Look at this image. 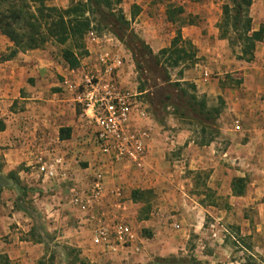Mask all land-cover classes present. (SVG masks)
<instances>
[{
    "label": "crops",
    "instance_id": "1",
    "mask_svg": "<svg viewBox=\"0 0 264 264\" xmlns=\"http://www.w3.org/2000/svg\"><path fill=\"white\" fill-rule=\"evenodd\" d=\"M256 1L255 4L253 0L250 7L251 27L257 31L262 26L263 39L256 43L254 59L249 63L217 52L216 48L224 46V43L217 38L214 25H188L181 29L182 37L196 47L198 61L193 68L183 72L180 81L195 85L196 95L205 98L207 109L213 110L218 107V102L221 103L216 120L218 124L214 127L218 134L208 140L210 131L206 129L203 135L199 132V136H191L186 126H193L194 121H183L171 113L161 121L149 113L147 127L150 136L142 168H117L108 172L107 186H120L122 195L117 201L105 198L97 216L104 211L107 218L120 217L135 226L138 220L131 192L150 190L162 195L160 201L167 203L161 204L167 208L181 205V201L187 208H201L215 221L210 223V227L218 224L228 233L225 227L228 222L241 226L240 233L251 236L252 240L263 241L257 248L260 263L264 264V0ZM151 21L149 19L146 24L150 22L154 27L152 30L158 34L157 25ZM136 25L137 30L142 28L140 24ZM204 28L208 34L203 33ZM143 36L154 54L163 49V38L153 40ZM208 66H212L215 76L208 72ZM64 68L54 65L41 51L20 53L11 60L0 62V116L6 125L0 133L3 163L0 172V256H6L14 264H65V261L63 249H57L63 258L54 263L46 262L44 243L30 240L29 232L34 222L16 210V192L8 181L3 180L9 172H15L22 184L32 189L28 198L45 220V232L51 234L55 241L64 242L66 239L60 229L68 226L71 216L77 220L82 232L93 225L68 205L66 185L59 188L47 184L35 166L37 155L67 152L71 157L70 173L73 178L81 179L84 170L95 161L87 146L88 127L82 122L79 109L61 93ZM203 70L209 73L207 81L202 77ZM234 73H239V82L225 79L224 75L233 76ZM15 101H18V108L10 110ZM235 121L240 124L239 131L234 130ZM76 157H80L78 163ZM171 165L177 170L171 169ZM184 169L189 178L181 182L179 174L185 173ZM197 174L204 178L203 187L209 197L225 196L226 205L218 207L213 202L204 204L190 198L181 201L172 198L170 194L185 187L194 189L193 178ZM235 179L244 181L240 195L233 194ZM185 181H188V186H185ZM216 211L219 215L214 214ZM144 221L147 226H155L154 218ZM181 231L187 232L185 228ZM87 242L89 238H81L80 247L91 264H132L151 258L150 253L142 248L136 255L129 250L105 254ZM158 254L161 256L163 253L159 251Z\"/></svg>",
    "mask_w": 264,
    "mask_h": 264
},
{
    "label": "rangeland",
    "instance_id": "2",
    "mask_svg": "<svg viewBox=\"0 0 264 264\" xmlns=\"http://www.w3.org/2000/svg\"><path fill=\"white\" fill-rule=\"evenodd\" d=\"M87 0H48L45 5L49 8V10L55 15L60 14L61 11L66 10L71 3L81 2L85 3ZM121 9L123 10L125 18L130 21V25L132 30L147 44L145 36L152 37L153 40H157V37L163 38L164 47L169 48L172 40L177 36V31L180 30L181 40L177 43V48L181 49L184 47L187 51V45L185 43H190L193 47L196 55L197 49L192 44V42L188 39H184L182 37L181 29L183 26H209L214 25L217 31V38L219 40H223L224 46H218L217 52L220 51L228 56V58L234 57L237 59L239 55V46L237 44L230 45L227 37L232 39L236 38V34L234 33L233 28L229 27V33L226 38H222L220 36L217 25L220 23L222 19L223 7L225 5H231L230 0H121ZM256 4L257 1L254 0ZM256 6V5H255ZM254 6V7H255ZM104 9V8H102ZM118 9L117 6H112V11L116 12ZM104 12L107 11L104 9ZM134 18H132V16ZM170 17V20L168 18ZM91 22V27L95 31L100 34L110 32V27L101 23L100 16L95 12L93 15L87 14ZM152 19L155 25H157L159 32L156 34L152 29L154 28L151 23L146 22ZM136 20V23H135ZM140 24L142 28L137 30V25ZM204 34H208L207 28L203 30ZM123 48L128 51L133 58V61L136 66L137 76L136 82L139 86L144 83V91L146 94L143 98L149 104L148 111L149 113H153V108L150 106L151 101L155 102V95L158 91V88L164 84H162L161 79H159L162 74L164 68L167 71V74L171 80V82H175L176 79L179 78V71H185L187 69L193 68V66L197 63L198 58H194V63H190L189 61L180 62L179 66L176 68L169 67V63L172 62L171 59H166L169 55H165V57L161 58V66L154 65L153 61H149L147 58H143L138 56L135 53H132L128 50L125 45ZM148 45V44H147ZM163 45V44H162ZM149 46V45H148ZM150 47V46H149ZM181 47V48H180ZM70 48V44L59 45L55 43L53 40H48L47 43L37 50L32 51H41L50 59L54 65L59 67L68 66L65 59L63 58V53L66 49ZM151 49V48H150ZM14 50V46L8 41V39L0 34V62H3L10 53ZM152 50V49H151ZM76 51V50H75ZM30 51H26L23 53H27ZM80 51H76V53H80ZM21 53V52H20ZM18 53V54H20ZM83 53V52H82ZM81 53V55H82ZM171 55V54H170ZM17 56V55H16ZM175 56V55H174ZM173 56V57H174ZM82 57V56H79ZM166 59V60H164ZM238 60V59H237ZM137 64L140 65L141 68L137 67ZM208 72H212V76H215V71L212 70V66H208ZM138 68V69H137ZM211 69V70H210ZM204 71L203 70L202 74ZM211 75V74H210ZM226 80L229 82H239V73H234L233 76L230 74L224 75ZM187 93H190V90H187ZM169 89H171L169 87ZM143 92V91H142ZM217 106V105H216ZM221 103L218 102V107L221 108ZM18 108V101L9 108L10 110H14ZM161 111L160 115L157 117L163 121L167 114L174 113V108L159 106ZM184 110H181L183 112ZM187 114V118L183 119V121H192L191 116ZM178 116V114H177ZM0 119L1 116H0ZM193 122V121H192ZM195 122V123H194ZM193 122V126H186L191 132V136H199V132L201 126L196 121ZM166 125V123H164ZM216 121V125H217ZM215 125V126H216ZM200 135H202L200 133ZM3 163L0 158V172L2 169ZM187 167V166H186ZM171 169L177 170V167L171 165ZM187 169V168H186ZM184 169V170H186ZM183 172V171H182ZM188 172L186 170L185 173L179 174V180L183 182L189 178ZM196 187L194 189L188 190V187L181 189L179 192L170 194L173 199H178L181 201L182 199L188 200H198L200 203L213 204L218 205V207H222L226 205L227 198L225 196L218 195L209 197L207 192L205 191L203 184L204 178L197 174L195 178ZM185 186H188V181L184 182ZM8 196L11 195L10 192L7 193ZM154 196L148 198L150 203V210L147 211L145 206H142L139 203H135L136 206L133 208L135 212H137V225H130L134 231L137 233L139 241L138 248L143 251H148L150 253L151 258L149 261H140L138 263L132 264H154L158 259H170V257H175L177 259H190L194 258L199 261L201 264H245V263H254L261 264L260 259L258 258V246L262 243L259 240H252L251 236H247L244 233H240V227L235 224H225V227L228 231L226 233L223 230V226L216 225L214 230L216 233V237H212V228L210 227V223H214V219L212 215L206 214L201 208H187L184 206V203L181 201V205L172 207V209L167 208L166 206H162L161 203L165 202V200L160 201L162 195L153 194ZM11 199V198H10ZM27 201L31 204V200L28 198ZM160 202V203H159ZM159 203V204H158ZM167 203V202H165ZM179 203V202H177ZM193 204V203H192ZM32 205V204H31ZM217 208V207H216ZM220 210V209H216ZM218 211L214 212L216 214ZM251 212V211H250ZM149 213V214H148ZM151 213H154L151 215ZM148 214V220H155V226H147L145 221L141 220L143 216ZM218 214V213H217ZM248 214L245 212V215ZM219 215V214H218ZM43 218V217H42ZM161 220L163 222H161ZM233 220V219H231ZM230 220V221H231ZM76 221V222H75ZM219 221V220H218ZM128 223V222H127ZM130 224V223H128ZM174 224H177L179 228H175ZM216 224V223H215ZM36 233H40V237L43 239L44 251H45V261L49 263H54L55 260H60L63 257L59 256V249L62 247H70L75 251V254H78L76 257L75 254L65 255L64 258L65 264H70L74 261L75 258L82 259L90 263V261L83 256L81 250L80 239H88L89 238V229L83 230V232L79 229L77 220L71 216V220L67 222V227H61L60 231L63 232V235H66V239L64 242L55 241L54 237L51 234L45 236L47 232L45 220L42 219L39 224H35ZM45 230H43L42 226ZM198 226V228H196ZM33 227V226H32ZM31 227V228H32ZM184 229L187 232L181 231ZM44 231V232H43ZM46 231V232H45ZM44 233V234H43ZM30 240L35 243V238L30 235ZM46 237V239H45ZM53 237V238H51ZM79 238V240L77 239ZM88 243V242H87ZM79 246V248H78ZM58 249V250H57ZM57 251V252H56ZM66 251V250H65ZM159 251L163 254L158 256ZM139 252V251H138ZM137 252V253H138ZM136 255V254H135ZM10 264L11 261H9ZM76 264H79L78 262Z\"/></svg>",
    "mask_w": 264,
    "mask_h": 264
},
{
    "label": "built area",
    "instance_id": "3",
    "mask_svg": "<svg viewBox=\"0 0 264 264\" xmlns=\"http://www.w3.org/2000/svg\"><path fill=\"white\" fill-rule=\"evenodd\" d=\"M84 41L87 55L78 67L65 66L60 88L88 127L87 146L94 155V164L76 179L70 173L69 153L47 152L35 157L36 171L53 187L66 185L68 205L93 224L88 227L90 246L105 254L121 250L135 254L140 249L134 229L120 217L107 218L104 211L97 215L105 198L117 201L122 195L120 186H107L108 172L117 168L140 170L147 156L150 115L149 104L143 98L146 91L138 89L132 55L112 33L100 34L92 29ZM202 77L207 81L209 73L204 71ZM234 130H240L238 121L234 122ZM174 227L179 228L177 224ZM214 227L212 237H216Z\"/></svg>",
    "mask_w": 264,
    "mask_h": 264
},
{
    "label": "trees",
    "instance_id": "4",
    "mask_svg": "<svg viewBox=\"0 0 264 264\" xmlns=\"http://www.w3.org/2000/svg\"><path fill=\"white\" fill-rule=\"evenodd\" d=\"M48 0H0V34L8 39L14 46V50L3 61L11 60L18 53L37 50L43 47L48 40H53L59 45L70 44V48L63 53L67 65L70 68L79 66L80 60L86 55L85 36L92 30L91 22L87 14L93 15L95 12L100 16L101 23L110 27L112 33L125 47L132 53L140 57H145L149 61H153L154 65L161 66V58L169 55L166 59H171L169 67L176 68L180 62L189 61L194 63L196 53L190 43L187 45L188 51L184 47L177 48V43L181 40L180 30L177 31V36L172 40L169 48L161 49L157 54H154L150 47L132 30L130 21H128L121 9V0H87L85 3L76 2L55 15L52 13L45 3ZM231 5L223 7V15L220 23L217 25L220 36L226 38L229 33V27L233 28L236 38L227 37L230 45L237 44L239 46L238 60L251 62L254 59L255 45L263 39L262 26L257 31H253L250 17V7L253 0H230ZM117 6L116 12L112 11V6ZM104 8L106 12H104ZM135 15L132 16L134 18ZM170 20V17L168 15ZM80 53H76V51ZM83 52V53H82ZM82 53V55H81ZM171 54V55H170ZM175 55V56H174ZM82 56V57H79ZM174 56V57H173ZM164 59V60H166ZM138 68H141L137 64ZM137 68V69H138ZM163 68V67H162ZM179 78L175 82H171L166 69L164 68L162 76L159 78L162 81V86L158 88L155 95V102L151 101L150 106L153 108V116L156 118L161 111L159 106L174 108V115L179 119H186L188 113L192 121H196L201 126L200 133L203 135L209 129L211 140L218 131L214 128L218 118L219 107L213 110L207 109L206 100L203 97H197L195 85L186 81H180L183 76V71H179ZM190 90V93H187ZM169 87L171 89H169ZM139 91H144V83L139 86ZM181 110H184L181 112ZM178 114V116H177ZM158 118V117H157ZM6 125L0 119V133L3 132ZM207 129V130H206ZM3 180L8 181V185L13 187L16 192L15 208L31 218L34 222L30 229V235L35 238V242L42 243L43 239L40 233H36V225L43 219L42 216L33 208L27 201L32 189L22 184L15 172H9L3 177ZM7 185V186H8ZM233 194L240 195L242 193L244 181L235 179L233 181ZM1 193V186H0ZM150 190H133L130 198L133 203H139L145 206L147 211L150 210V202L148 198L154 196ZM149 214V213H148ZM148 214L143 216L141 220H147ZM43 230L44 227L41 225ZM44 232V231H43ZM45 236H48L45 233ZM46 239V237H45ZM65 255L75 254L70 247H62ZM66 250V251H65ZM78 257V254H75ZM91 264L85 260L75 258L70 264ZM0 264H10L6 256H0ZM154 264H201L194 258L177 259H158ZM254 264V263H245Z\"/></svg>",
    "mask_w": 264,
    "mask_h": 264
}]
</instances>
